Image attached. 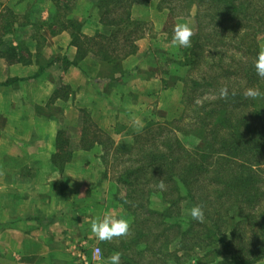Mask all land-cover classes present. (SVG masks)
I'll use <instances>...</instances> for the list:
<instances>
[{
    "label": "trees",
    "instance_id": "1",
    "mask_svg": "<svg viewBox=\"0 0 264 264\" xmlns=\"http://www.w3.org/2000/svg\"><path fill=\"white\" fill-rule=\"evenodd\" d=\"M91 1L108 33L100 30L86 36L80 21H68L64 26L71 32L78 56L65 63L78 65L92 53L101 63V78L114 81L124 73V59L137 52L148 25L133 19L131 9L151 0ZM193 6L192 72L183 78V112L172 120H151L130 141L116 142L109 135V145L103 148L115 198L133 216L126 235L103 243L105 258L120 252L121 264H181L183 257L171 250L174 241L182 256L201 255L197 263L264 260V96L247 95L249 90L264 93V78L254 67L264 33V0H160L159 9H168L170 15L165 29L174 33L172 18L188 16ZM12 14L8 10L0 15L3 32L10 31ZM18 48L24 49L23 44ZM16 49L7 53L9 59L17 56ZM223 88L227 96L221 95ZM82 112L81 140L88 147L91 132L99 136L102 131ZM189 135L199 139L192 148L181 139ZM72 154L69 136L60 130L53 162L63 169ZM153 197L162 208L154 207ZM185 202L191 208L203 206V223L184 212Z\"/></svg>",
    "mask_w": 264,
    "mask_h": 264
},
{
    "label": "crops",
    "instance_id": "2",
    "mask_svg": "<svg viewBox=\"0 0 264 264\" xmlns=\"http://www.w3.org/2000/svg\"><path fill=\"white\" fill-rule=\"evenodd\" d=\"M159 2L133 5L132 18L150 29L137 52L124 59V73L111 81L101 78L92 53L78 65L65 63L78 56L68 21H80L86 36L108 31L93 1L0 0V15L11 10L15 16L10 31L0 29V264H106V240L92 232V224L110 215L131 225L95 151L99 143L82 145V111L114 136L125 127L136 131V119L146 122L151 104L176 94L179 82L164 88L169 70L159 55L172 58L181 51L164 45L170 15ZM15 47L17 56L9 59ZM60 130L73 151L63 169L53 162Z\"/></svg>",
    "mask_w": 264,
    "mask_h": 264
},
{
    "label": "rangeland",
    "instance_id": "3",
    "mask_svg": "<svg viewBox=\"0 0 264 264\" xmlns=\"http://www.w3.org/2000/svg\"><path fill=\"white\" fill-rule=\"evenodd\" d=\"M181 10L184 11V9H182V8H181ZM167 11H168V9H167ZM195 13H196V7L193 6L191 11H190V14L188 16H185V14H184L178 18H172L173 22L172 23L170 22L172 25V28L175 27L177 24H187L191 27L192 30H195ZM188 18H190V19L187 20ZM165 26H166V24H165ZM149 29H150V24L148 23V25H146L144 27V31L146 32V30H149ZM164 34L166 35L165 36V43H164L165 47H168L169 49H173V50H174V47H176L177 50H175V51L180 50L181 54L174 53V55L172 54L173 55L172 58H170L171 54L170 55L160 54L159 56H161V57L159 58V61L161 62L162 66L164 65V67L166 69L168 68V70H169V74H168L169 78L167 79V82L171 85H174L175 83L177 84L179 82L180 85H178V87H176V89H175L176 94H174L171 98L169 96H164V97L162 96L161 99L159 100L158 104H155V103L151 104V106H150L151 116L149 118H147L146 122H143L142 118L136 119V122H135L136 125L134 128V129H136V131L131 130L133 128L125 127L122 129V133H119V134L117 133L114 136L110 135L112 138L115 139L116 142L130 141L132 139L133 134L140 131L151 120L163 122L166 120L175 119L181 115V113L183 112V110L185 108V95H184L185 82L183 81V78L188 76L189 72H192V71H190V69H191L190 54H189L190 47L189 48H183V47L179 46V48H178V46H175L177 44L173 42L174 33L169 27L167 30L164 28ZM262 47H264V33L261 35V37H259V48H260V50ZM161 69H164V68L161 67ZM182 69H184V71L180 72V70H182ZM181 73L184 76H180ZM166 104H168L167 107H165ZM158 107H160V108H158ZM138 123H142V125H137ZM92 129H94V128L92 127ZM100 129H101L102 133H100L101 135H99V136L98 135L96 136L95 134H93V131L91 132L92 135L90 137V141H89L88 145H90L92 143V141L95 142L96 140L100 141L102 143L101 144L98 142L100 148L96 149L95 151L101 157V162H103L102 158H103V156L106 155L103 148L105 145H107V146L109 145L108 140H107L109 134L107 132H105V130H103L102 128H100ZM181 139L183 140L184 144L189 148L194 147L199 142V139L193 135L181 136ZM109 158H111V155L109 156ZM104 168L106 170L105 164H104ZM105 173H106V171H105ZM110 174H111V172H110ZM110 174L108 175V177L109 176L111 177ZM120 195H121V193H120ZM153 203H154L153 205L155 208H162L161 202L157 197H153ZM122 206H123V204H122ZM124 209H125V207H124ZM189 209H191V205L189 203L185 202L184 203V212L189 213ZM127 213L130 215L131 222H132V220H133L132 214L128 210H127ZM226 237L228 239L229 236H226ZM112 241H117V239L113 238ZM171 250L173 252H177L180 257H183L184 261L181 264H203V262L197 263V258L201 255L195 256V253H194V254H190V256H187V255L182 256L184 254H183V252L180 251V246L178 245V241H174L171 244ZM168 264H175V263L169 262ZM257 264H264V260L258 262Z\"/></svg>",
    "mask_w": 264,
    "mask_h": 264
},
{
    "label": "clouds",
    "instance_id": "4",
    "mask_svg": "<svg viewBox=\"0 0 264 264\" xmlns=\"http://www.w3.org/2000/svg\"><path fill=\"white\" fill-rule=\"evenodd\" d=\"M193 31L187 24H177L174 28L173 42L183 48L191 47V38ZM256 74L264 78V47L258 52L255 62ZM227 88L221 89V95L227 96ZM247 95L251 97L264 96V93L259 90H249ZM164 187L163 181L160 185ZM189 215L192 220L203 223L205 220V212L202 205H195L189 209ZM92 232L101 240H112L113 238L121 237L127 234L130 228V223L125 218L114 219L110 215H105L102 219H98L92 224ZM120 252H116L106 258V264H121Z\"/></svg>",
    "mask_w": 264,
    "mask_h": 264
},
{
    "label": "built area",
    "instance_id": "5",
    "mask_svg": "<svg viewBox=\"0 0 264 264\" xmlns=\"http://www.w3.org/2000/svg\"><path fill=\"white\" fill-rule=\"evenodd\" d=\"M94 253L96 254V255H101V249L100 248H95V250H94Z\"/></svg>",
    "mask_w": 264,
    "mask_h": 264
}]
</instances>
